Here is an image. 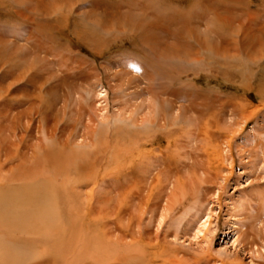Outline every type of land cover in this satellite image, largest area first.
<instances>
[{
	"label": "rangeland",
	"instance_id": "374dc122",
	"mask_svg": "<svg viewBox=\"0 0 264 264\" xmlns=\"http://www.w3.org/2000/svg\"><path fill=\"white\" fill-rule=\"evenodd\" d=\"M0 188L58 264H264V0H0Z\"/></svg>",
	"mask_w": 264,
	"mask_h": 264
},
{
	"label": "bare ground",
	"instance_id": "6f19581e",
	"mask_svg": "<svg viewBox=\"0 0 264 264\" xmlns=\"http://www.w3.org/2000/svg\"><path fill=\"white\" fill-rule=\"evenodd\" d=\"M10 196L11 193L9 192H7V195L5 194L0 196V209H3V207L6 206L7 202L10 203V205H13L11 203L12 201L10 200L14 196H12L11 198ZM15 198L16 200H18L17 198L22 200L21 197H15ZM24 199H26L28 210H24L21 213H13L14 215L12 216L13 218L10 217L7 219L6 217L8 215H6V213L0 210V230L4 231L3 233L0 234V264H29V261H31L32 264H58L57 261L63 262L64 257H63L62 244L61 246H59L55 241V238L60 239L61 237L63 240L65 239L64 237L61 236L62 232L60 230L57 231L56 229V231L53 233L50 231H43V230L41 233L39 228L37 227H39V225H43L47 227L50 224V223L48 224V220H49L48 218L50 217H47L48 216L47 213L44 214L43 215L44 217L40 219L38 217L30 218V216L27 218L25 216V213L32 209L30 208L29 205H34L35 203L40 204L41 200L37 198H34L32 200L31 199L27 200V197H24ZM10 219L11 221L7 222ZM27 219H31L33 223L28 221ZM40 220L42 223H38ZM54 233L58 234L59 237H54ZM27 235L30 237L24 238V236ZM31 236H35V237L32 238ZM46 236H51V237H46ZM52 239L54 240L52 242H49ZM68 246L69 245L65 244L63 247H68ZM24 248H27V250ZM50 255L53 256L54 260L47 263V260L43 258L45 257L47 258ZM69 264H72V262H69Z\"/></svg>",
	"mask_w": 264,
	"mask_h": 264
}]
</instances>
